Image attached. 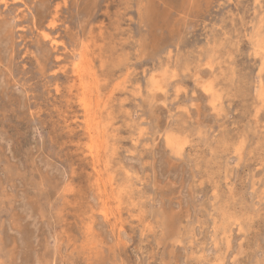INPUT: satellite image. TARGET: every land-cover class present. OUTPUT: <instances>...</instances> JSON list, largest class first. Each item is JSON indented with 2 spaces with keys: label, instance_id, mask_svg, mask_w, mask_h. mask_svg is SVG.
I'll return each instance as SVG.
<instances>
[{
  "label": "rangeland",
  "instance_id": "1",
  "mask_svg": "<svg viewBox=\"0 0 264 264\" xmlns=\"http://www.w3.org/2000/svg\"><path fill=\"white\" fill-rule=\"evenodd\" d=\"M0 264H264V0H0Z\"/></svg>",
  "mask_w": 264,
  "mask_h": 264
},
{
  "label": "bare ground",
  "instance_id": "2",
  "mask_svg": "<svg viewBox=\"0 0 264 264\" xmlns=\"http://www.w3.org/2000/svg\"><path fill=\"white\" fill-rule=\"evenodd\" d=\"M9 27V26H8ZM158 73H159V71H158ZM151 84H152V82H151ZM90 85H92V83L90 84ZM95 86V85H94ZM151 86V85H150ZM154 87V86H153ZM95 88V87H94ZM157 90V89H156ZM173 109V108H172ZM86 110L88 111L89 110V107H88V105L86 106ZM193 112V111H192ZM96 118V117H95ZM219 120V119H218ZM95 128V127H94ZM97 132V131H96ZM101 133V132H100ZM94 137V136H93ZM163 141V140H162ZM96 144V143H95ZM100 146V145H99ZM101 147V146H100ZM103 149V148H102ZM92 154H93V152H91ZM100 154H101V152H100ZM93 156V155H92ZM100 159V158H99ZM96 162V161H95ZM103 164V163H102ZM101 166V165H100ZM99 170V169H98ZM100 175H101V173H100ZM102 189V188H101ZM91 191V190H90ZM102 191H104V190H101L100 192H102ZM103 193V192H102ZM101 193V194H102ZM102 196H103V194H102ZM234 242V241H233Z\"/></svg>",
  "mask_w": 264,
  "mask_h": 264
}]
</instances>
